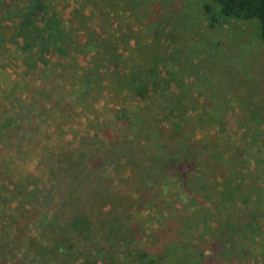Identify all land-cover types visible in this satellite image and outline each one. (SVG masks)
Instances as JSON below:
<instances>
[{"label":"rangeland","instance_id":"obj_1","mask_svg":"<svg viewBox=\"0 0 264 264\" xmlns=\"http://www.w3.org/2000/svg\"><path fill=\"white\" fill-rule=\"evenodd\" d=\"M127 7L0 0V264H264L258 20L213 0ZM44 14L48 48L28 33ZM79 212L91 229L62 233Z\"/></svg>","mask_w":264,"mask_h":264},{"label":"trees","instance_id":"obj_2","mask_svg":"<svg viewBox=\"0 0 264 264\" xmlns=\"http://www.w3.org/2000/svg\"><path fill=\"white\" fill-rule=\"evenodd\" d=\"M218 4L219 7V13H221L223 16H227V17H231V18H236V19H256L259 22V31H260V37L264 40V0H213ZM117 2V1H116ZM126 4H127V10H131V12L133 13V15L139 19L141 16L137 13L139 8H142V0H125ZM128 2L130 4H128ZM210 7V6H207ZM38 8L40 9H44L45 7L42 6L41 4H38ZM125 12H127L125 10ZM139 17V18H138ZM40 18H43V21L39 22V26L35 29H40V31L38 33H36L34 35V30L29 28V35H31L30 37L33 40V37L36 38L37 41H41L43 44H46V48L48 43L53 42V40L55 39L53 35H51L50 33H52L53 31H49L48 28L52 27L51 24L47 23V19L48 17H46V15H42L40 16ZM40 18L38 20H40ZM51 21V20H50ZM55 21H59L57 19H55ZM42 24V26H41ZM43 24H45L43 26ZM54 31H59L58 29V25H56L53 28ZM116 34H113V36H115ZM89 39L92 40V38L89 36ZM133 38L135 39V41L137 42V39L139 37L137 36H133ZM109 36L107 35H101V38H99L98 42L103 43V41H109ZM115 40L121 41V38H116ZM107 46L109 48L108 45H102L101 47ZM118 51L115 52V58H118ZM118 60V65H121L123 62H126V59L121 58V60ZM151 76L155 75L156 76V70L155 68H152L150 73ZM102 78L104 79V73H101ZM124 78H128L127 81L128 84L127 86L124 85L125 89H132L134 90V93L138 95V97H144L148 94V91L150 90V77L143 81V82H138V79L136 78V75H132L130 73H126L124 76ZM133 77L131 80L130 78ZM160 79V78H157ZM157 79H154V83H159ZM174 94H172L171 96H168L169 100H171V98L173 97ZM251 186H253L252 188L256 187L258 188V184L256 182L250 181ZM246 186V185H245ZM237 193V192H235ZM244 200H246V202L252 200L253 198H251L249 195H244L243 196ZM55 217L53 220H47L48 225H53ZM92 225V220L89 216H87L85 213L83 212H79V213H73L69 219H68V229L64 228V226H61L60 231L62 233H65V235L70 234L72 231H81V232H86L87 230L91 229ZM42 238H38V241L41 242L40 246H49V244L43 240H41ZM55 242V243H54ZM51 242L52 243V248H56L58 251H62L64 249L69 248L70 245V238H66V242H64L63 240H61V238H57L56 241ZM147 253L143 252L142 253V257H146ZM141 258V257H140Z\"/></svg>","mask_w":264,"mask_h":264}]
</instances>
